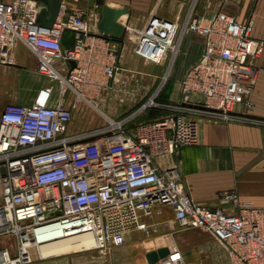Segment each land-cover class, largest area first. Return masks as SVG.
<instances>
[{
	"label": "built area",
	"instance_id": "2783aa9c",
	"mask_svg": "<svg viewBox=\"0 0 264 264\" xmlns=\"http://www.w3.org/2000/svg\"><path fill=\"white\" fill-rule=\"evenodd\" d=\"M38 12L33 0H0V64L10 63V53L22 45L36 57L38 72L74 99L69 107L63 101L50 107L49 88L35 104H8L0 113V235L16 239L13 256L2 249L8 255L2 264H30L35 239L53 232L60 239L87 235L100 250L121 247L130 233L147 228L144 219L162 216L166 208L180 227L211 235L227 250L226 264H264V209L227 213L199 205L183 185L179 163L157 164L160 157L174 158L181 148L199 144L198 123L188 115L243 119L234 108L251 94L255 60L263 51V43L252 37L251 21L219 11L202 23L191 9L181 23L152 14L141 30L125 26L135 53L157 65L169 54L172 65L187 32L204 38L200 60L181 81L180 102L168 106L174 114L140 125L134 135L126 130L128 118L70 134L79 102L92 105L90 95L119 70L115 51L91 34L83 13L71 11L65 0L51 28L38 24ZM66 31L74 34L72 48L63 47ZM55 61L75 67L63 75ZM147 107L158 105L142 108ZM221 203L239 205L232 193ZM157 264L201 263H190L173 249Z\"/></svg>",
	"mask_w": 264,
	"mask_h": 264
},
{
	"label": "crops",
	"instance_id": "0c3cea01",
	"mask_svg": "<svg viewBox=\"0 0 264 264\" xmlns=\"http://www.w3.org/2000/svg\"><path fill=\"white\" fill-rule=\"evenodd\" d=\"M5 1L13 3L15 0ZM33 1L39 6L37 0ZM65 1L71 11L83 13L91 34L101 37L100 40L108 43V47L115 51L119 69L114 78L102 85L97 93L90 95L92 105L86 101L79 102L68 133L92 131L105 125L107 119L125 117L131 119L126 130L134 135L140 125L174 114L168 106L180 102L181 81L187 71L200 60L205 49L204 38L192 32L186 33L179 61L173 70L175 84L163 102L159 100L156 103L158 107L143 109L146 96L163 73H158V70L142 62V57L134 51L135 43L130 32L124 41L103 35L98 28L101 7L90 6L89 0ZM161 1L158 0L153 7H142L139 2L106 3L111 7L129 8L131 14L122 16L119 21L129 29L136 30H141L152 14L181 23L193 9V17L205 23L217 12L224 11L238 22L251 21L252 37L263 43V51L255 60L258 76L251 94L234 108V113L243 119L215 121L205 116L188 115L198 123L199 144L181 148L174 158L160 157L157 164L161 168L167 167L171 159L179 163L183 185L191 199L199 205L224 208L227 213H239L243 207L264 209V0H169L168 8L164 9L159 5ZM62 44L65 48L73 47L74 34L71 31L64 33ZM28 62H32L33 66H29ZM54 66L65 75L71 64L55 61ZM28 70L35 72L41 81L28 83L24 75ZM49 88L52 89L48 100L50 107H56L61 101L66 107L71 106L74 95L69 91L63 95L58 83L38 72L36 57L24 46H17L10 53V63L0 64V113L8 104H35L39 93ZM143 114H146L145 117ZM231 193L237 196L239 205L221 203L223 195ZM144 221L147 227H157L165 232L161 244L152 250L168 247L169 250L183 252L178 243V235L172 231V226L178 224L170 208H166L162 216L146 218ZM205 234V239L193 240L196 249L201 251L200 261L190 263L226 264L229 260L227 250L211 235ZM12 251L15 254V248Z\"/></svg>",
	"mask_w": 264,
	"mask_h": 264
},
{
	"label": "rangeland",
	"instance_id": "374dc122",
	"mask_svg": "<svg viewBox=\"0 0 264 264\" xmlns=\"http://www.w3.org/2000/svg\"><path fill=\"white\" fill-rule=\"evenodd\" d=\"M113 4H138L141 3L142 7H153L158 3V0H105ZM169 0H162L160 7L168 8ZM152 10V9H151ZM150 10V11H151ZM150 13V12H149ZM182 44L178 50L176 59L170 64L171 54L164 61L163 64L157 65L151 61L142 58L148 67L154 68L162 72L160 79L154 84L146 96L143 106H148V103L154 99L157 103L159 100L163 102V98L171 91V87L175 84L174 68L175 64L179 61ZM29 66H33L32 62H28ZM170 68V73L166 74V70ZM25 77L28 83L35 84L41 81V78L33 71H25ZM170 86V87H169ZM2 100L0 99V102ZM134 110V109H132ZM132 110L130 112H132ZM135 112V111H134ZM132 115V114H131ZM144 115V114H143ZM146 115V114H145ZM144 115V117H145ZM149 115V114H147ZM143 117V116H142ZM125 117L121 118L124 119ZM118 119L116 121H119ZM216 121V120H215ZM170 220V219H169ZM172 231L178 235V243L183 251V255L188 262L200 261L201 251L194 245L193 240H203L206 238V234L197 229H185L178 225L172 226ZM163 229H157V227H147L144 230H137L130 233L123 246L118 248H110L107 250H100L93 248L92 241L87 235H82L80 238H59L48 242H43L39 245V248L32 247L30 252L32 256V262L30 264H148L145 258V254L156 248V245L161 244V237L164 234ZM16 246V239L14 236L4 233L0 235V250L8 249L9 255L13 256L12 251ZM87 248V249H85Z\"/></svg>",
	"mask_w": 264,
	"mask_h": 264
},
{
	"label": "water",
	"instance_id": "95a60500",
	"mask_svg": "<svg viewBox=\"0 0 264 264\" xmlns=\"http://www.w3.org/2000/svg\"><path fill=\"white\" fill-rule=\"evenodd\" d=\"M39 2V12L37 22L41 27L51 28L55 23L61 6V0H37ZM90 6L101 7V19L98 24L99 30L105 37L124 41L126 36V27L120 23V18L124 15H130L129 8L111 7L105 0H89ZM71 67H75L74 62H70ZM2 173L5 170L2 169ZM3 251V250H2ZM170 253L168 247L158 248L145 254L148 264H157L161 259L167 257Z\"/></svg>",
	"mask_w": 264,
	"mask_h": 264
},
{
	"label": "bare ground",
	"instance_id": "6f19581e",
	"mask_svg": "<svg viewBox=\"0 0 264 264\" xmlns=\"http://www.w3.org/2000/svg\"><path fill=\"white\" fill-rule=\"evenodd\" d=\"M154 99H152L151 102H153ZM61 237V235H57L55 234L54 232L53 233H49L47 235H39V238L38 239H35L34 241V244H35V248H39V245L38 244H41L43 242H48V241H52V240H55L56 238H59ZM4 258H8V255L5 254L3 251H0V264L4 263Z\"/></svg>",
	"mask_w": 264,
	"mask_h": 264
}]
</instances>
